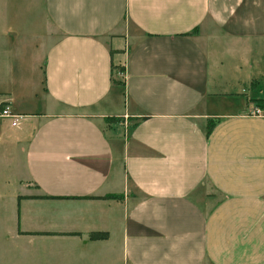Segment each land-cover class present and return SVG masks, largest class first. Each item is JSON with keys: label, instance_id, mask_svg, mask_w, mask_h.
I'll return each mask as SVG.
<instances>
[{"label": "crops", "instance_id": "1", "mask_svg": "<svg viewBox=\"0 0 264 264\" xmlns=\"http://www.w3.org/2000/svg\"><path fill=\"white\" fill-rule=\"evenodd\" d=\"M263 76L264 0H0V264H264Z\"/></svg>", "mask_w": 264, "mask_h": 264}, {"label": "trees", "instance_id": "2", "mask_svg": "<svg viewBox=\"0 0 264 264\" xmlns=\"http://www.w3.org/2000/svg\"><path fill=\"white\" fill-rule=\"evenodd\" d=\"M256 106L263 108L264 107V98H259L253 100ZM114 120V119H113ZM213 126V120L208 119L206 123V132L209 133V131L212 129ZM113 197V198H120L121 195H106L104 198ZM108 234L106 232H100V231H94L89 234V238L91 240H99V239H106Z\"/></svg>", "mask_w": 264, "mask_h": 264}, {"label": "built area", "instance_id": "3", "mask_svg": "<svg viewBox=\"0 0 264 264\" xmlns=\"http://www.w3.org/2000/svg\"><path fill=\"white\" fill-rule=\"evenodd\" d=\"M260 110L257 108L254 110V113L258 115ZM0 116L7 118L10 120V124L15 126L18 124L19 119L22 118V115L14 114L9 105H3L2 108L0 109Z\"/></svg>", "mask_w": 264, "mask_h": 264}, {"label": "rangeland", "instance_id": "4", "mask_svg": "<svg viewBox=\"0 0 264 264\" xmlns=\"http://www.w3.org/2000/svg\"><path fill=\"white\" fill-rule=\"evenodd\" d=\"M260 78V88L259 89H264V76H263V78H261V77H259ZM250 81H248L247 83H245V85H244V89L243 90H245V93H246V95H248V96H250V92H249V90H250V88H249V83ZM258 89V90H259ZM258 92V91H257Z\"/></svg>", "mask_w": 264, "mask_h": 264}]
</instances>
